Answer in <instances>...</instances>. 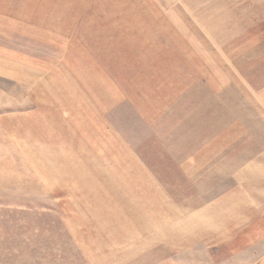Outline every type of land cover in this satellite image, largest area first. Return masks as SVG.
<instances>
[{"label": "rangeland", "instance_id": "rangeland-1", "mask_svg": "<svg viewBox=\"0 0 264 264\" xmlns=\"http://www.w3.org/2000/svg\"><path fill=\"white\" fill-rule=\"evenodd\" d=\"M0 41V264L264 258V0H0Z\"/></svg>", "mask_w": 264, "mask_h": 264}, {"label": "crops", "instance_id": "crops-1", "mask_svg": "<svg viewBox=\"0 0 264 264\" xmlns=\"http://www.w3.org/2000/svg\"><path fill=\"white\" fill-rule=\"evenodd\" d=\"M2 46L3 44L0 41V76L17 78V75H15L16 71L14 72L13 70H11V68L3 69V67L1 66V63L3 62V51H5L2 49ZM5 52L9 53L8 51ZM13 55L18 56L16 53H13ZM10 61L12 62L13 60ZM250 169L252 171V174L249 180V192L248 195L244 196L245 198L242 197V200L244 202L243 204H245L244 206L246 207H241L240 221L242 222L244 220V216L249 212L248 215H250V222L252 224L258 225L257 228H255L254 226H250L249 231H252V233H254L253 230H263L262 233H264V164L261 163L260 165H258V162H256V165H251ZM260 252H263L264 255V251ZM257 264H264V258L261 259V261Z\"/></svg>", "mask_w": 264, "mask_h": 264}]
</instances>
